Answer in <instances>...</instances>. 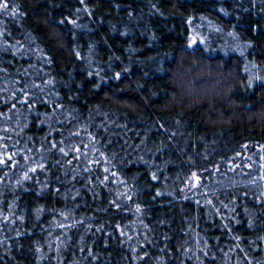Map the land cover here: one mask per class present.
Returning a JSON list of instances; mask_svg holds the SVG:
<instances>
[{
  "label": "trees",
  "instance_id": "trees-1",
  "mask_svg": "<svg viewBox=\"0 0 264 264\" xmlns=\"http://www.w3.org/2000/svg\"><path fill=\"white\" fill-rule=\"evenodd\" d=\"M262 177L264 0H0V264H264Z\"/></svg>",
  "mask_w": 264,
  "mask_h": 264
},
{
  "label": "snow or ice",
  "instance_id": "snow-or-ice-1",
  "mask_svg": "<svg viewBox=\"0 0 264 264\" xmlns=\"http://www.w3.org/2000/svg\"><path fill=\"white\" fill-rule=\"evenodd\" d=\"M5 9H7V4H5ZM53 147H55V145H53ZM63 151V150H62ZM65 155H67V153H65ZM32 171H36V169H32ZM106 171H107V169H106ZM29 177L27 176V174L25 175V179H28ZM262 178H264V177H262ZM106 179H107V177H106Z\"/></svg>",
  "mask_w": 264,
  "mask_h": 264
},
{
  "label": "rangeland",
  "instance_id": "rangeland-1",
  "mask_svg": "<svg viewBox=\"0 0 264 264\" xmlns=\"http://www.w3.org/2000/svg\"><path fill=\"white\" fill-rule=\"evenodd\" d=\"M191 43H193V39H192V38H191V40H190V44H191ZM261 156H262V155H261ZM262 158H263V157H262Z\"/></svg>",
  "mask_w": 264,
  "mask_h": 264
}]
</instances>
